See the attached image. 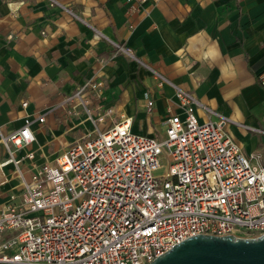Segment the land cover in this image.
<instances>
[{
  "label": "crops",
  "instance_id": "crops-1",
  "mask_svg": "<svg viewBox=\"0 0 264 264\" xmlns=\"http://www.w3.org/2000/svg\"><path fill=\"white\" fill-rule=\"evenodd\" d=\"M263 71L264 0H0V137L44 116L15 150L28 170L52 164L107 110L100 127L125 115L133 134L163 139L170 115L183 117L176 89L198 102L199 124L230 120L226 131L262 165ZM89 82L101 84L83 95L91 118L68 101ZM12 170L3 168L0 208L16 193Z\"/></svg>",
  "mask_w": 264,
  "mask_h": 264
},
{
  "label": "built area",
  "instance_id": "built-area-1",
  "mask_svg": "<svg viewBox=\"0 0 264 264\" xmlns=\"http://www.w3.org/2000/svg\"><path fill=\"white\" fill-rule=\"evenodd\" d=\"M258 80L264 86V71ZM100 87L89 82L68 101L91 118L83 95ZM175 96L183 117L169 111L162 140L133 134L125 115L100 127L107 110L91 119L92 132L35 170L15 150L34 141L31 126L44 116L1 136L0 180L11 165L17 185L0 208V264H150L198 234L264 235V164L244 155L226 131L230 120L199 124L194 96Z\"/></svg>",
  "mask_w": 264,
  "mask_h": 264
},
{
  "label": "water",
  "instance_id": "water-1",
  "mask_svg": "<svg viewBox=\"0 0 264 264\" xmlns=\"http://www.w3.org/2000/svg\"><path fill=\"white\" fill-rule=\"evenodd\" d=\"M150 264H264V235H195L176 244Z\"/></svg>",
  "mask_w": 264,
  "mask_h": 264
},
{
  "label": "rangeland",
  "instance_id": "rangeland-1",
  "mask_svg": "<svg viewBox=\"0 0 264 264\" xmlns=\"http://www.w3.org/2000/svg\"><path fill=\"white\" fill-rule=\"evenodd\" d=\"M84 101H85V99H84ZM85 103H86V101H85ZM82 111L83 110L81 109V112ZM137 129L140 131H143V127H142L141 123L137 124ZM155 136L157 137L158 140H162V136H163L162 130H159V133L155 134ZM247 149H250L249 146H247Z\"/></svg>",
  "mask_w": 264,
  "mask_h": 264
}]
</instances>
